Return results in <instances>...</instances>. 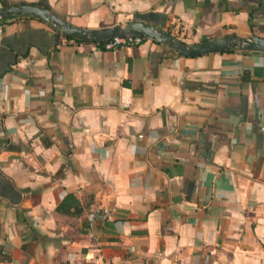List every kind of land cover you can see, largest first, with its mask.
Returning <instances> with one entry per match:
<instances>
[{
  "label": "crops",
  "instance_id": "1",
  "mask_svg": "<svg viewBox=\"0 0 264 264\" xmlns=\"http://www.w3.org/2000/svg\"><path fill=\"white\" fill-rule=\"evenodd\" d=\"M1 2L187 44L264 37V0ZM0 264H264V53L0 19Z\"/></svg>",
  "mask_w": 264,
  "mask_h": 264
},
{
  "label": "water",
  "instance_id": "2",
  "mask_svg": "<svg viewBox=\"0 0 264 264\" xmlns=\"http://www.w3.org/2000/svg\"><path fill=\"white\" fill-rule=\"evenodd\" d=\"M14 15L36 17L56 28L61 34L82 41L99 42L111 39L112 37L138 35L166 45L178 56L194 57L229 50L258 51L264 53V37L257 35L241 37L230 34L206 39L194 44H187L166 31L156 28L153 25L145 24L139 20L125 21L109 27L85 28L72 25L49 9L34 4H10L0 8V19Z\"/></svg>",
  "mask_w": 264,
  "mask_h": 264
},
{
  "label": "built area",
  "instance_id": "3",
  "mask_svg": "<svg viewBox=\"0 0 264 264\" xmlns=\"http://www.w3.org/2000/svg\"><path fill=\"white\" fill-rule=\"evenodd\" d=\"M141 36L129 35L123 37H112L108 39L104 44L105 47H117V46H135L142 42Z\"/></svg>",
  "mask_w": 264,
  "mask_h": 264
},
{
  "label": "trees",
  "instance_id": "4",
  "mask_svg": "<svg viewBox=\"0 0 264 264\" xmlns=\"http://www.w3.org/2000/svg\"><path fill=\"white\" fill-rule=\"evenodd\" d=\"M19 3H24V2H19ZM8 4H9V3H7V2H1L0 5L3 7V6H7ZM36 5H38V6L42 7V8L49 9L47 5H45L44 3H41V2L37 3ZM66 38H72V37H67V36H66ZM145 39H147V38L143 37V38H142V41L145 40ZM76 40H78V39H76ZM106 41H107V39H106V40L99 41V42H96V44H97L98 46H102V47H103L104 44L106 43Z\"/></svg>",
  "mask_w": 264,
  "mask_h": 264
}]
</instances>
